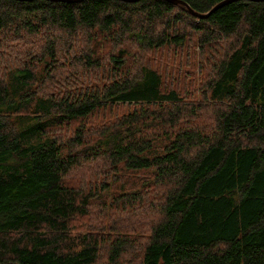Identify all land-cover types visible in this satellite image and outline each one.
Instances as JSON below:
<instances>
[{"label":"trees","instance_id":"obj_1","mask_svg":"<svg viewBox=\"0 0 264 264\" xmlns=\"http://www.w3.org/2000/svg\"><path fill=\"white\" fill-rule=\"evenodd\" d=\"M180 1L0 0V264H264V0Z\"/></svg>","mask_w":264,"mask_h":264},{"label":"water","instance_id":"obj_2","mask_svg":"<svg viewBox=\"0 0 264 264\" xmlns=\"http://www.w3.org/2000/svg\"><path fill=\"white\" fill-rule=\"evenodd\" d=\"M128 1H133V0H128ZM171 1H173V2H175V3H181V4H183V5H186L185 3H183L182 1H180V0H171ZM229 1H232V0H222L221 2H219V3H217L215 6H213V8H211V10H209L206 14H198L199 16H201V17H204V16H206V15H208V13H211L214 9H216L217 7H219V6H221L222 4H224V3H227V2H229ZM187 6V5H186ZM197 15V14H196Z\"/></svg>","mask_w":264,"mask_h":264},{"label":"rangeland","instance_id":"obj_3","mask_svg":"<svg viewBox=\"0 0 264 264\" xmlns=\"http://www.w3.org/2000/svg\"><path fill=\"white\" fill-rule=\"evenodd\" d=\"M92 216H93V215H91V214L89 215L88 221H90V222H92V223H98L99 220L94 219ZM116 222H117V219H116ZM116 222H115V223H116Z\"/></svg>","mask_w":264,"mask_h":264}]
</instances>
